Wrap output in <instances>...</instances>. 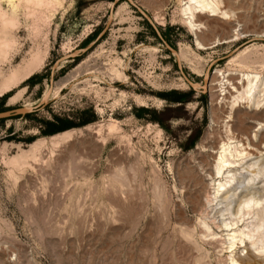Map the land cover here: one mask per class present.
<instances>
[{
	"label": "rangeland",
	"instance_id": "1",
	"mask_svg": "<svg viewBox=\"0 0 264 264\" xmlns=\"http://www.w3.org/2000/svg\"><path fill=\"white\" fill-rule=\"evenodd\" d=\"M216 1L194 35L180 0H0V112L50 90L0 119V264H264V113L230 101L264 78V0ZM54 117L70 127L44 134ZM247 138L262 200L234 215L244 198L214 199L211 166Z\"/></svg>",
	"mask_w": 264,
	"mask_h": 264
},
{
	"label": "bare ground",
	"instance_id": "2",
	"mask_svg": "<svg viewBox=\"0 0 264 264\" xmlns=\"http://www.w3.org/2000/svg\"><path fill=\"white\" fill-rule=\"evenodd\" d=\"M8 1L12 3V7L14 10L16 8V6L18 5V2H16V0H8ZM26 1L30 2V3L34 2V3H38L39 5H42V4H46L45 2H47L49 4L51 0H26ZM180 1L182 4V6L181 5L180 6H181V13L183 15L184 21H185L187 27L189 28V30L192 31V33L194 35L197 32V26H198L197 19H198V17H200V16L221 17V15H220L221 13H223V15L225 14V12L222 11V9H221L220 4L216 0H180ZM230 1L231 0H224L223 1L224 6L226 3L230 2ZM0 7H1V5H0ZM9 17H10V15H9ZM14 20L15 19H11V18L6 19L5 12H3V10L0 8V25H1V29H0V54H4V53L8 52L7 50L5 51V49L13 41L12 39H9V40L6 39L8 32H6L4 25L8 22H9L8 24H10V23L12 24ZM200 20H201V17H200ZM12 27H13V25H12ZM195 42L198 45V48H200V49L205 48V46L201 42H199L197 38L195 39ZM175 55L180 59L178 53H175ZM37 68H38L37 64L30 66L25 72H23L24 73L23 76L28 78L32 73H34L37 70ZM227 74H229V73H227ZM15 78L16 77H14L13 80H17V78L16 79ZM232 89H233L234 95L232 96V100H230V101H232L233 104L245 103L244 105H247V107L249 106L250 110L256 111L258 113H264V78L263 77L261 78V76L259 77L257 74H243V76H241V79L239 81L237 80V82H235V83L232 82ZM49 94H50V90L48 92H46L45 100H47ZM24 107L30 108L29 106H24ZM260 116H261V114H260ZM107 127L109 130L113 129L114 123H111ZM99 130H101L100 125L98 128L95 129V131H99ZM246 130L244 129V132H246ZM257 130H263L264 131V122H258L257 123ZM254 137H257V134H254ZM231 143H233V141H229V142L227 141V142L221 143V146H219V149H218L219 150L217 153L218 155L216 154L217 156H215L213 165L211 166V175L216 181H218V182H215V183H217V187L215 189L216 193L214 195V199L219 198V200H218L219 202L225 201V202H227L226 204L228 206H230L231 203L233 202L232 198L239 192L237 199L244 198V200L242 202L240 201L239 203H237L238 208L235 209V212L233 214L236 215L238 213H241V210L244 209L242 206H244L245 208H247L246 212H244V213L249 215L250 211H252L253 208H255L254 206H259L261 203V200H262L261 197H262V190L263 189L262 190H261V188L259 189L260 181L255 182L256 177L258 176L259 173H261L262 169H260L258 167L255 169L253 167V163L249 162V161H251V159L256 157V156H254V153L259 152L258 145L253 142L252 138H247L246 146L243 147L242 149H237V147H235V146L232 149V147L230 146ZM233 153H235V154H233ZM207 167H209V165ZM246 172H248L249 174L252 173L251 174L252 176L250 178H248L247 181L243 182L244 176L242 174L246 173ZM208 197L210 198V196H208ZM251 203H252V205H251ZM244 213H243V215H244ZM224 226H225V228H229V224H225ZM232 230H233V228H230V231H232ZM252 231H253V229H252ZM250 233L251 232H249V233H244L243 231L239 232V234H240L239 240L241 241V243H246V238H248L251 235ZM237 236L238 235H236V233H234V231L230 235V240H231V242L229 244L230 249H232L233 246L235 245V239ZM263 244H264V242H263ZM262 246H264V245H262ZM238 262H237V260L236 261L232 260L233 264H240Z\"/></svg>",
	"mask_w": 264,
	"mask_h": 264
},
{
	"label": "water",
	"instance_id": "3",
	"mask_svg": "<svg viewBox=\"0 0 264 264\" xmlns=\"http://www.w3.org/2000/svg\"><path fill=\"white\" fill-rule=\"evenodd\" d=\"M134 5V4H133ZM139 11H141L139 9V7H137L136 5H134ZM141 13L148 19V16L145 15L144 12L141 11ZM100 37V35H98L97 39ZM90 46V45H89ZM166 46L168 47V49L172 50V48L166 43ZM177 65H178V69L180 70L181 72V75L183 76V78L185 79V81L188 83L189 86L191 87H194V83H192V81H190L186 75L184 74V72L182 71V66H181V63H180V59L177 57ZM53 74V73H51ZM45 102V96L42 98L41 102L34 106V107H31V108H25V107H18V108H14V109H10V110H6V111H3V112H0V119H5V118H9V117H12V116H15V115H19V114H24L26 112H29L31 110H35V109H38L40 106H42Z\"/></svg>",
	"mask_w": 264,
	"mask_h": 264
},
{
	"label": "trees",
	"instance_id": "4",
	"mask_svg": "<svg viewBox=\"0 0 264 264\" xmlns=\"http://www.w3.org/2000/svg\"><path fill=\"white\" fill-rule=\"evenodd\" d=\"M182 96L183 95H179L175 97V100H181L183 98ZM42 124L45 126V129L43 130L44 134L57 133L70 127V122L68 120L61 119L59 117H54V119L51 121H42Z\"/></svg>",
	"mask_w": 264,
	"mask_h": 264
}]
</instances>
